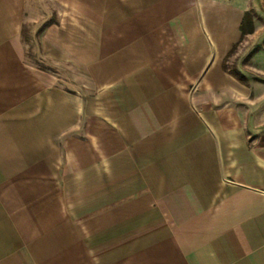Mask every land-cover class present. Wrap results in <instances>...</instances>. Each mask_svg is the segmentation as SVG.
<instances>
[{
	"label": "crops",
	"instance_id": "0c3cea01",
	"mask_svg": "<svg viewBox=\"0 0 264 264\" xmlns=\"http://www.w3.org/2000/svg\"><path fill=\"white\" fill-rule=\"evenodd\" d=\"M43 3L0 0V264H264L263 0H52L51 69Z\"/></svg>",
	"mask_w": 264,
	"mask_h": 264
},
{
	"label": "rangeland",
	"instance_id": "374dc122",
	"mask_svg": "<svg viewBox=\"0 0 264 264\" xmlns=\"http://www.w3.org/2000/svg\"><path fill=\"white\" fill-rule=\"evenodd\" d=\"M43 17L40 21L36 22H27L23 25L22 33L23 40L25 41V55L29 62L47 69H51V62L48 60L51 58L49 55L51 49L42 41V30L45 29V26L57 19V12L54 9V6L51 5L52 0H43ZM46 15V17H44ZM46 24V25H45ZM240 60L246 61L245 55L240 52L238 53L235 50L233 53L228 56L226 60V65L230 71H235L234 67L237 62ZM59 71L61 72V77L65 84L70 81L74 83L77 87H83L84 76L79 67L76 65L69 66L67 63L60 65Z\"/></svg>",
	"mask_w": 264,
	"mask_h": 264
},
{
	"label": "trees",
	"instance_id": "16d2710c",
	"mask_svg": "<svg viewBox=\"0 0 264 264\" xmlns=\"http://www.w3.org/2000/svg\"><path fill=\"white\" fill-rule=\"evenodd\" d=\"M45 25H46V24H45ZM254 29H255V25H254V16H253L252 12H250V11H246L245 14H244V16H243L242 22H241V39H242L245 35H247V34L253 32ZM241 39H240V40H241ZM238 44H239L238 42L235 43V44L233 45V47L231 48V50L229 51V53L227 54V56L225 57V60H224V62H223V67H224L225 70H228V67H227V65H226V60H227L228 56H230V54L233 53V52L236 50ZM237 75H238V74H237Z\"/></svg>",
	"mask_w": 264,
	"mask_h": 264
},
{
	"label": "built area",
	"instance_id": "2783aa9c",
	"mask_svg": "<svg viewBox=\"0 0 264 264\" xmlns=\"http://www.w3.org/2000/svg\"><path fill=\"white\" fill-rule=\"evenodd\" d=\"M263 2H264V0H263Z\"/></svg>",
	"mask_w": 264,
	"mask_h": 264
}]
</instances>
